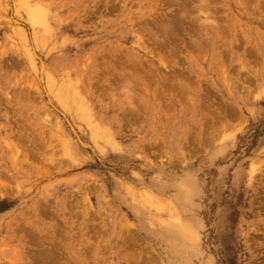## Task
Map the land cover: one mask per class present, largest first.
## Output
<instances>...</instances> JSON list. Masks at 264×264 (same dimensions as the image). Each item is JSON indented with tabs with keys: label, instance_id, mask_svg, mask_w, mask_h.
Wrapping results in <instances>:
<instances>
[{
	"label": "rangeland",
	"instance_id": "obj_1",
	"mask_svg": "<svg viewBox=\"0 0 264 264\" xmlns=\"http://www.w3.org/2000/svg\"><path fill=\"white\" fill-rule=\"evenodd\" d=\"M0 264H264V0H0Z\"/></svg>",
	"mask_w": 264,
	"mask_h": 264
},
{
	"label": "bare ground",
	"instance_id": "obj_2",
	"mask_svg": "<svg viewBox=\"0 0 264 264\" xmlns=\"http://www.w3.org/2000/svg\"><path fill=\"white\" fill-rule=\"evenodd\" d=\"M38 15H36V14H33V16H32V20H33V22H37L38 21ZM180 225V224H179ZM181 229H182V227H181ZM179 230V229H178ZM182 231V230H181ZM185 233V232H184Z\"/></svg>",
	"mask_w": 264,
	"mask_h": 264
}]
</instances>
